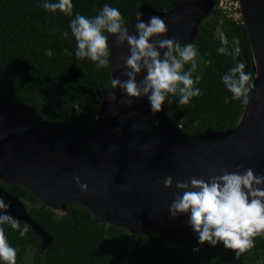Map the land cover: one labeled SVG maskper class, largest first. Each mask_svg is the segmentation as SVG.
Instances as JSON below:
<instances>
[{
	"label": "water",
	"instance_id": "obj_1",
	"mask_svg": "<svg viewBox=\"0 0 264 264\" xmlns=\"http://www.w3.org/2000/svg\"><path fill=\"white\" fill-rule=\"evenodd\" d=\"M252 54V87L236 127L186 135L168 116L166 102L150 109L147 97L129 99L112 85L100 94L96 127L48 121L22 102H0V197L13 218L27 223L46 248L52 237L28 215L21 199L3 185L26 187L42 204L62 211L77 202L109 224L136 234L160 230L169 238L183 237L195 245L187 215L172 217L168 206L176 181L204 178L222 171L251 168L264 174V0H238ZM214 0H180L168 11L147 4L137 12L145 22L159 16L167 32L154 38L192 42ZM133 18L126 25L135 34ZM109 38L111 77L125 80V43ZM162 52L163 49H160ZM258 73L256 75L255 58ZM144 75L142 71L137 80ZM115 93L110 98L108 92ZM172 177L165 187L163 179ZM78 178V181L74 179ZM81 185H85L82 189Z\"/></svg>",
	"mask_w": 264,
	"mask_h": 264
},
{
	"label": "trees",
	"instance_id": "obj_2",
	"mask_svg": "<svg viewBox=\"0 0 264 264\" xmlns=\"http://www.w3.org/2000/svg\"><path fill=\"white\" fill-rule=\"evenodd\" d=\"M180 0H72L73 13L94 16L104 3L117 7L126 24L136 17L140 5L168 11ZM42 0H0V102H22L48 121L98 125L96 116L100 94L111 86L109 66L96 68L87 58L75 56V40L68 27L70 17L40 7ZM219 0L199 24L191 43L198 49L199 60L193 79L203 94L188 104H178L177 96L166 99L167 113L186 135L204 131H227L236 127L247 103L224 102L231 93L220 75L234 66L231 55L218 54V34L229 41L237 37L245 72L252 74V54L242 18H235ZM238 10V9H237ZM68 37L61 38L60 32ZM110 38L111 34H107ZM189 43L184 42L181 45ZM109 44V40H108ZM52 55H45V49ZM208 61V63H205ZM189 65H185V70ZM251 89L248 93V99ZM248 102V101H247ZM21 199L28 215L52 241L41 247L39 235L25 222L24 236L2 225L10 245L16 248V264H264V235L254 237L255 245L240 256L221 243L195 245L183 237L169 238L160 230L136 234L127 228L109 224L91 214L77 202L67 203L57 212L42 204L26 187L3 185ZM198 250L193 251V248Z\"/></svg>",
	"mask_w": 264,
	"mask_h": 264
},
{
	"label": "clouds",
	"instance_id": "obj_3",
	"mask_svg": "<svg viewBox=\"0 0 264 264\" xmlns=\"http://www.w3.org/2000/svg\"><path fill=\"white\" fill-rule=\"evenodd\" d=\"M40 7L55 14L57 10L70 17L68 27L75 40V56L94 62L96 68L108 66L109 37L115 34L116 43L128 46V55L123 58L127 78L111 80L112 89L119 88L129 98L147 97L150 109L160 110L162 103L171 96H177L178 104H188L193 97L203 94L193 79L192 73L198 67V49L194 43L181 45L174 38H154L156 34L166 33L165 22L156 15L142 20L136 13L135 34L130 35L126 22L117 7L104 3L94 16L73 13L72 0H42ZM69 33L61 31L60 37ZM220 45L215 49L218 54L231 55L234 66L220 75V81L230 93L229 99L247 103L252 87V74L245 72L240 55V43L237 37L229 41L220 31ZM160 49H163L161 52ZM45 55L51 56L52 50L45 49ZM208 63V61H205ZM189 65L185 70V65ZM144 72L141 79L138 74ZM110 98L115 93L108 92ZM222 171L218 175L204 178L190 177L185 181H176V188L182 191L174 193L168 206L169 214L176 217L186 214V223L196 234L198 244L207 242L211 246L221 243L226 249H232L235 256L252 249L254 237L264 235V174L255 173L251 168L240 171ZM78 181L77 177H74ZM163 185H172V177L166 176ZM85 185H81L83 189ZM9 205L0 197V226L8 225L18 230L20 236L27 232L26 226H20L6 209ZM198 250L193 248V251ZM17 250L10 245L3 227H0V264H16Z\"/></svg>",
	"mask_w": 264,
	"mask_h": 264
},
{
	"label": "rangeland",
	"instance_id": "obj_4",
	"mask_svg": "<svg viewBox=\"0 0 264 264\" xmlns=\"http://www.w3.org/2000/svg\"><path fill=\"white\" fill-rule=\"evenodd\" d=\"M219 5H227V6H231V10L230 12L232 13V16H234L235 18H242L240 15V9H239V2H235V0H219ZM238 8V10H237ZM57 212H61V211H57Z\"/></svg>",
	"mask_w": 264,
	"mask_h": 264
},
{
	"label": "built area",
	"instance_id": "obj_5",
	"mask_svg": "<svg viewBox=\"0 0 264 264\" xmlns=\"http://www.w3.org/2000/svg\"><path fill=\"white\" fill-rule=\"evenodd\" d=\"M232 1V0H231ZM235 2H238V0H235ZM219 5V4H218ZM220 7H222V8H228L229 10H231V6H227V5H224V6H222V5H219ZM238 9V8H237Z\"/></svg>",
	"mask_w": 264,
	"mask_h": 264
},
{
	"label": "bare ground",
	"instance_id": "obj_6",
	"mask_svg": "<svg viewBox=\"0 0 264 264\" xmlns=\"http://www.w3.org/2000/svg\"><path fill=\"white\" fill-rule=\"evenodd\" d=\"M254 58H255V68H256V75H257V73H258V69H257V64H256L257 59H256L255 54H254Z\"/></svg>",
	"mask_w": 264,
	"mask_h": 264
}]
</instances>
